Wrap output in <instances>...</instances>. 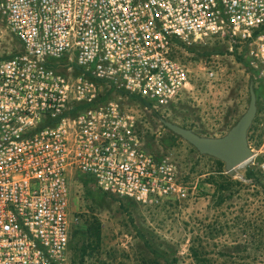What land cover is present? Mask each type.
Returning a JSON list of instances; mask_svg holds the SVG:
<instances>
[{"label":"built area","instance_id":"2783aa9c","mask_svg":"<svg viewBox=\"0 0 264 264\" xmlns=\"http://www.w3.org/2000/svg\"><path fill=\"white\" fill-rule=\"evenodd\" d=\"M0 16L20 45L0 59V264L68 263L72 172L137 203L188 195L100 83L165 107L190 87L176 53L216 38L264 81V0H0Z\"/></svg>","mask_w":264,"mask_h":264},{"label":"rangeland","instance_id":"374dc122","mask_svg":"<svg viewBox=\"0 0 264 264\" xmlns=\"http://www.w3.org/2000/svg\"><path fill=\"white\" fill-rule=\"evenodd\" d=\"M194 48L176 53L189 68L190 87L169 105H143L116 93L106 99L133 115L145 150L175 161L188 195L137 203L105 193L89 181L84 184L76 173L67 174V264H264V195L244 179L246 169L253 168L261 171L264 184V123L253 119L247 130L251 155L228 175L223 162L199 154L159 121L220 136L246 107L251 76L246 59L237 61L238 50H229L219 38ZM19 51L18 40L0 16V59ZM209 69L212 77L206 74ZM108 87L100 83L99 93ZM217 170L241 182L222 200L214 186L202 182ZM191 246L201 250L199 257L189 251Z\"/></svg>","mask_w":264,"mask_h":264},{"label":"water","instance_id":"95a60500","mask_svg":"<svg viewBox=\"0 0 264 264\" xmlns=\"http://www.w3.org/2000/svg\"><path fill=\"white\" fill-rule=\"evenodd\" d=\"M255 114V96L248 86V100L244 111L237 120L220 136L200 135L166 119L159 121L168 130L189 143L199 154L211 156L223 162V167L231 175L235 166L247 160L251 149L247 143V130Z\"/></svg>","mask_w":264,"mask_h":264},{"label":"trees","instance_id":"16d2710c","mask_svg":"<svg viewBox=\"0 0 264 264\" xmlns=\"http://www.w3.org/2000/svg\"><path fill=\"white\" fill-rule=\"evenodd\" d=\"M194 47L195 46H187V47H185V49L193 51V50H195ZM235 59L239 62H243V60H245L242 56V52L237 53L235 55ZM110 93H116L119 95H123V96H126L127 98H129L130 100H136L137 102H139L143 105H149L142 98H140L136 95L128 94L124 91H114L113 88L110 86L108 87V89L103 94L99 93L97 101L106 100ZM87 106H89V103L78 104L77 106L74 107L72 112H77V111H79V110H81ZM217 162L220 163L219 160H217ZM260 175H261L260 170L253 169V168H247L245 171V174H244V179L248 180L249 184H251L252 186L258 187V191L264 195V184L259 179ZM80 176H81L80 178L84 184H86L88 181L93 183L91 178H89L88 176H85V175H80ZM202 182L210 184L211 186H214V190L218 193L219 200H222L221 196L225 192H230L234 186L241 185V182L239 180L232 179L230 176L224 174L222 170H217L216 173L209 174L207 177H205L202 180ZM95 231H97V230H95ZM96 233L98 234V232H96ZM189 251L195 257H199L201 255V250L197 249L195 247H192V246L189 247ZM166 264H170V263L168 262Z\"/></svg>","mask_w":264,"mask_h":264},{"label":"flooded vegetation","instance_id":"af4514ba","mask_svg":"<svg viewBox=\"0 0 264 264\" xmlns=\"http://www.w3.org/2000/svg\"><path fill=\"white\" fill-rule=\"evenodd\" d=\"M250 77L247 82V100H248V86L251 85L255 96V114L253 119L257 116L261 123H264V81L259 77L255 69L251 67ZM252 119V121H253Z\"/></svg>","mask_w":264,"mask_h":264}]
</instances>
